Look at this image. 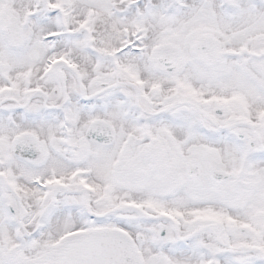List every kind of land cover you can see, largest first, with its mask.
<instances>
[{
	"label": "snow or ice",
	"instance_id": "1",
	"mask_svg": "<svg viewBox=\"0 0 264 264\" xmlns=\"http://www.w3.org/2000/svg\"><path fill=\"white\" fill-rule=\"evenodd\" d=\"M0 264H264V0H0Z\"/></svg>",
	"mask_w": 264,
	"mask_h": 264
}]
</instances>
